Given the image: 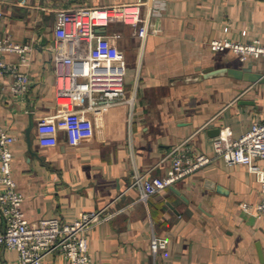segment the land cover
Masks as SVG:
<instances>
[{
	"label": "crops",
	"instance_id": "obj_1",
	"mask_svg": "<svg viewBox=\"0 0 264 264\" xmlns=\"http://www.w3.org/2000/svg\"><path fill=\"white\" fill-rule=\"evenodd\" d=\"M134 2L142 7L138 26L112 23L124 24L120 45L134 104L90 112L93 129L78 141L73 128L42 125L59 107L56 12ZM0 33L30 46L21 66L31 78L25 96L16 95L13 76L0 71V126L16 137L13 176L31 222L53 216L70 221L103 207L114 212L90 231L89 264H264V219L241 205L261 199L248 165L216 157L147 201L131 186L137 170L167 175L176 144L189 138L192 154L213 156L223 129L237 138L264 118V81L207 72L249 65L264 72V56L242 60L231 48L210 47L224 36L264 41V0H0ZM4 57L19 62L21 54ZM81 104L86 99L72 100ZM216 128L220 132L212 133ZM256 163L264 166L262 159ZM153 235L169 237L170 244L154 253ZM18 258L17 250L0 246V264H18ZM43 264L66 263L56 252Z\"/></svg>",
	"mask_w": 264,
	"mask_h": 264
},
{
	"label": "built area",
	"instance_id": "obj_2",
	"mask_svg": "<svg viewBox=\"0 0 264 264\" xmlns=\"http://www.w3.org/2000/svg\"><path fill=\"white\" fill-rule=\"evenodd\" d=\"M54 27V64L58 110L45 116L42 125L57 123L73 128L78 138L93 129L89 113L122 103L134 104V96H127L126 54L120 45L123 35L108 28L114 22L138 26L143 20L141 3H123L107 6H72L56 12ZM106 28L101 31V28ZM230 27L226 26L225 31ZM246 32V31H245ZM244 32V33H245ZM213 50L231 48L242 60L250 56H264V41L255 38L250 42L235 41L229 36L210 41ZM28 44L14 42L0 33V71L13 76L11 85L16 95L25 96L31 88L29 74L21 66L29 61ZM21 54L19 62L4 57L5 52ZM83 99L87 104L72 105V100ZM16 137L0 126V246L17 250L18 264H43L47 255L60 253L66 264H89L90 231L104 220L114 216L107 207L85 210L70 221L58 217H45L31 222L23 210L25 194L17 188L13 176L14 143ZM189 138L176 144L168 156L172 170L167 175H155L151 168L137 170L131 186L140 190V199L147 201L152 195L170 187L219 157L228 164H246L256 173L260 183L261 199L257 204L241 203L243 209L264 219V118L254 120L251 127L235 138L230 129H223L214 140V155L204 152L192 154ZM169 237L153 235L151 249L170 244Z\"/></svg>",
	"mask_w": 264,
	"mask_h": 264
},
{
	"label": "water",
	"instance_id": "obj_3",
	"mask_svg": "<svg viewBox=\"0 0 264 264\" xmlns=\"http://www.w3.org/2000/svg\"><path fill=\"white\" fill-rule=\"evenodd\" d=\"M101 31H105L106 28H101L100 29ZM207 72L209 73H223V72H228V73H231L239 78H244V79H247V80H250V81H258V80H262L264 81V72H254L252 71V66L249 65V66H244L243 68H235V67H232V68H220V69H217V70H213L210 68V70H207ZM205 75H208V74H205ZM212 133L213 132H216V133H219L220 132V128H216V129H212L211 130ZM211 187H217V189L219 190H222V187L220 185H217L215 186L214 183L210 182L209 184ZM170 187L174 188V185H171Z\"/></svg>",
	"mask_w": 264,
	"mask_h": 264
},
{
	"label": "rangeland",
	"instance_id": "obj_4",
	"mask_svg": "<svg viewBox=\"0 0 264 264\" xmlns=\"http://www.w3.org/2000/svg\"><path fill=\"white\" fill-rule=\"evenodd\" d=\"M119 23H116L113 26L111 25L110 31L111 32H120L122 35H124V32H125L124 29H123V25L124 24H122L123 22L121 24H119Z\"/></svg>",
	"mask_w": 264,
	"mask_h": 264
}]
</instances>
